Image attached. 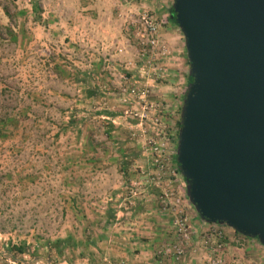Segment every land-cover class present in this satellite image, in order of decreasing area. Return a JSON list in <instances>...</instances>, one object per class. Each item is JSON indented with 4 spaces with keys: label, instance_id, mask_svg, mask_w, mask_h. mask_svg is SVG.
I'll return each instance as SVG.
<instances>
[{
    "label": "rangeland",
    "instance_id": "rangeland-1",
    "mask_svg": "<svg viewBox=\"0 0 264 264\" xmlns=\"http://www.w3.org/2000/svg\"><path fill=\"white\" fill-rule=\"evenodd\" d=\"M173 2L0 0V264H264L174 173L189 64Z\"/></svg>",
    "mask_w": 264,
    "mask_h": 264
},
{
    "label": "water",
    "instance_id": "water-1",
    "mask_svg": "<svg viewBox=\"0 0 264 264\" xmlns=\"http://www.w3.org/2000/svg\"><path fill=\"white\" fill-rule=\"evenodd\" d=\"M189 75L177 164L190 203L264 245V0H174Z\"/></svg>",
    "mask_w": 264,
    "mask_h": 264
},
{
    "label": "built area",
    "instance_id": "built-area-1",
    "mask_svg": "<svg viewBox=\"0 0 264 264\" xmlns=\"http://www.w3.org/2000/svg\"><path fill=\"white\" fill-rule=\"evenodd\" d=\"M147 24L149 26V45H154V44H156V41H157V39L155 37H156L159 25L155 22V20L151 16H149V20L147 21ZM165 146H166V144L161 142V143H158L157 145L155 143V147H154L155 148V152H156V154L158 156V158L156 159V163L159 164V168L160 169L164 168L165 161L162 158H163L164 153L166 151L165 150L166 149ZM176 162H177V151H176V156H175V163ZM174 173H179L178 172V166H177L176 170L174 171ZM176 226L178 228L179 235L186 237V234L182 233L184 228H185V227H183V224H180L179 221H176ZM182 252L183 251H182L181 248L177 249V253L178 254H182ZM213 264H220V261H213Z\"/></svg>",
    "mask_w": 264,
    "mask_h": 264
},
{
    "label": "trees",
    "instance_id": "trees-1",
    "mask_svg": "<svg viewBox=\"0 0 264 264\" xmlns=\"http://www.w3.org/2000/svg\"><path fill=\"white\" fill-rule=\"evenodd\" d=\"M168 20L169 22L173 23L175 26H177L179 28V26L177 25L176 23V19H175V15H174V11H173V6H171V8L169 9V15H168ZM180 29V28H179ZM188 64H189V61H188ZM192 78L191 76L188 74L187 76V86L190 82H192ZM185 96V95H184ZM182 109V107H181ZM181 113V112H180ZM1 123V121H0ZM3 125H5V121H3ZM181 127V124H180V120L178 121V129H180ZM179 134V130H178V133H177V136ZM176 165L178 166L177 162H176ZM178 172L180 173V170L178 168ZM181 174V173H180ZM184 178V177H183ZM185 180V179H184ZM236 232V231H235ZM238 233V232H236ZM71 239V238H70ZM70 239H57L55 241H48L47 242V247L49 248V250H52V249H55L57 251V253L61 254V251H62V247H63V244H66L68 241H70ZM10 252H14L13 254H23L26 251V245L25 244H22V245H14L12 247V249H10Z\"/></svg>",
    "mask_w": 264,
    "mask_h": 264
},
{
    "label": "crops",
    "instance_id": "crops-1",
    "mask_svg": "<svg viewBox=\"0 0 264 264\" xmlns=\"http://www.w3.org/2000/svg\"><path fill=\"white\" fill-rule=\"evenodd\" d=\"M179 29H177V31L176 30H174V29H171L170 31H171V33H169V35L170 36H173V37H176V38H178V40H180L179 38H183L182 37V35H181V33H180V31H178ZM179 33V34H178ZM171 38V37H170ZM178 51L180 52L181 51V54L182 55H184V53L186 52V46H185V40L183 39L181 42L179 41L178 42ZM178 60H180V58L178 59ZM184 58H182L181 57V68H183L184 69ZM179 67V66H178ZM189 74V73H188ZM186 182V181H185ZM153 240V239H152ZM152 240H150V241H152Z\"/></svg>",
    "mask_w": 264,
    "mask_h": 264
}]
</instances>
